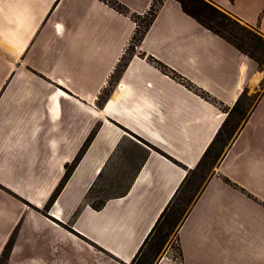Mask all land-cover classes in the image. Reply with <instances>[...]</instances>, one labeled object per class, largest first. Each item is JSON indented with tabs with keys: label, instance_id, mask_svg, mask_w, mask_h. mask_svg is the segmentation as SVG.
<instances>
[{
	"label": "crops",
	"instance_id": "crops-1",
	"mask_svg": "<svg viewBox=\"0 0 264 264\" xmlns=\"http://www.w3.org/2000/svg\"><path fill=\"white\" fill-rule=\"evenodd\" d=\"M114 1L126 12L103 0L0 1V241L18 231L35 249L17 264H130L252 94L179 222V260L165 248L154 264H264V69L175 0L161 1L129 52L133 15L153 0ZM207 1L264 37V0ZM126 137L143 157L125 194L94 209L84 196Z\"/></svg>",
	"mask_w": 264,
	"mask_h": 264
},
{
	"label": "trees",
	"instance_id": "trees-1",
	"mask_svg": "<svg viewBox=\"0 0 264 264\" xmlns=\"http://www.w3.org/2000/svg\"><path fill=\"white\" fill-rule=\"evenodd\" d=\"M108 3L109 6L112 8L120 11V13H125L126 10L120 6V3L114 1V0H103ZM162 0H153L151 5L149 6V9L147 11V15H149L148 21L144 24L141 30L139 29V25L137 24L136 31L134 33L132 44H136V42L141 39L144 31L146 30L149 22H151L157 6L160 5ZM180 4L181 10L189 15L192 19H194L196 22H198L202 27L206 28V30L220 36L223 38V40L227 41V43L231 44L233 47L238 49L242 54L246 55L247 57H253L252 55L255 54V51L253 50L254 47L257 46V44H254V40H258L260 44L264 45V37L262 34L258 32H252L250 28L253 29V27L242 24L240 21L236 20L235 18L231 17L230 15L224 13L221 9L218 8V6L212 4L211 2L207 0H175ZM136 15H133V18H136ZM230 18H233V20H230ZM136 20V19H135ZM233 23V24H232ZM234 25V26H233ZM156 65L161 68L164 72H168L171 74L172 77L178 78L177 74L173 73L172 71L168 70L164 65L155 62ZM124 65V62L120 64V68ZM244 93V92H243ZM239 100H237L234 104V106L231 108L230 111H228V120L224 123L223 127L218 130V132L215 134L212 142L210 145L207 146L206 150L204 151L200 161L197 163L196 167L191 170L188 173V176L186 179H184L183 183L180 184L179 188L176 190L173 196H171L170 200L166 205L164 206L161 213H159L152 229L148 232L145 240L143 241L141 247L138 248L136 254L134 255L132 261L130 264L134 263L139 255L141 254L142 250L146 245L148 244V241L151 240V237L155 234L158 239L157 244L159 245L158 250L163 246L164 242L166 241V238L168 234L175 228L177 231L179 222L181 221L182 217L187 214L190 201L193 200V198L189 199L185 205H181L179 201H177V196H179V193L188 179L189 175L193 173L194 171L202 168L207 167V169L213 165L219 156L222 153V148L224 145L227 144V142L230 139L231 136V130L230 128L232 125L231 117L232 114L235 113L237 117H241L243 112H241L244 109L239 108ZM236 118V117H235ZM235 123V121H234ZM228 128H226V125H228ZM93 135V130L90 132L89 136L87 137L86 141L82 144L81 149L79 153L77 154L76 158L72 161V163L69 166H66L65 174L62 176L61 181L59 182L58 186L55 188L53 193L48 198L46 206H49L54 199L56 198L57 194L60 192L61 187L63 183L66 181L67 177L70 175L72 168L74 164L77 162L81 154H83L85 148L87 147L88 142H90ZM205 169V168H204ZM204 171V170H203ZM204 179V177H203ZM93 186V185H92ZM91 186V187H92ZM91 187L89 188L87 194L84 196V200L86 201L87 195L89 194ZM200 187H197L195 189L194 194L198 193ZM127 189V187H126ZM126 189L120 194L115 195L116 197H119L121 195H124L126 192ZM113 197V196H111ZM110 198H104L100 201H97L95 203H89L87 202L92 208L100 210L105 201ZM79 210V207L77 211ZM76 212V211H75ZM175 231V232H176ZM176 254L179 256V250L178 247L175 250ZM157 253H155V257L150 261V263H147L146 261H140L139 264H154L157 258Z\"/></svg>",
	"mask_w": 264,
	"mask_h": 264
},
{
	"label": "rangeland",
	"instance_id": "rangeland-1",
	"mask_svg": "<svg viewBox=\"0 0 264 264\" xmlns=\"http://www.w3.org/2000/svg\"><path fill=\"white\" fill-rule=\"evenodd\" d=\"M135 19L139 25L138 30H141L144 24L148 21L149 15H145L140 19L136 17ZM230 20L234 21L233 18H230ZM250 30L252 32H256L254 28H250ZM253 43L257 44V46L253 49L255 54L252 55V58H249L252 60L257 69H264V45L260 44L256 39ZM128 50L129 52L135 50L132 43L129 45ZM263 88L264 81L258 87L257 92L259 93V91H261ZM252 96L253 95L250 94L249 96L241 97V108H246L247 104L252 99ZM235 117L236 114L233 113L231 120L234 119L235 121ZM234 121L231 123L232 126L228 128L229 130L233 128ZM142 157L143 151L142 148L137 144V141L131 137L124 138L122 143H120L119 147L113 154L111 160H109L107 165L104 167L100 176L95 180L89 194L87 195L86 201L89 203H95L107 197L120 195L128 186V183L135 172L137 164ZM206 168V166L202 167L189 175L179 193V196H177V201H179L181 205H185L189 199L195 196L194 191L197 189V187L201 186L202 179L205 176ZM175 231L176 229L174 228L168 234L166 241L159 250V245L157 244L158 238L155 237L156 235L154 234L151 237V240L148 241L146 247L143 248L137 260L132 264H139L140 261H146L147 263H150V261L155 257V253L158 252V257L165 248L169 249L168 251L171 250L175 254V250L178 247ZM17 232L18 231H12V233L9 234V238L6 242L0 241V264H17V261H15L14 258L19 259L21 254L22 256L28 257L34 255L35 249L28 247V245L22 243L20 240L18 243L16 242ZM21 246L23 247L22 251L19 250ZM11 250H14V252H11ZM11 255L13 256L12 261ZM169 255L171 256L172 254Z\"/></svg>",
	"mask_w": 264,
	"mask_h": 264
},
{
	"label": "built area",
	"instance_id": "built-area-1",
	"mask_svg": "<svg viewBox=\"0 0 264 264\" xmlns=\"http://www.w3.org/2000/svg\"><path fill=\"white\" fill-rule=\"evenodd\" d=\"M133 47H134V49L136 48V44H133ZM171 251V250H170ZM169 251V252H170ZM169 254H172L171 256L173 257V258H175V259H177V260H179V256L176 254V252H175V254L171 251Z\"/></svg>",
	"mask_w": 264,
	"mask_h": 264
}]
</instances>
